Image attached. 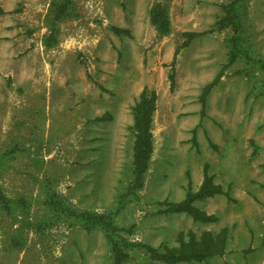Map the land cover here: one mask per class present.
I'll return each instance as SVG.
<instances>
[{"label": "rangeland", "instance_id": "obj_1", "mask_svg": "<svg viewBox=\"0 0 264 264\" xmlns=\"http://www.w3.org/2000/svg\"><path fill=\"white\" fill-rule=\"evenodd\" d=\"M156 1L69 0L55 18L62 0H0V189L8 202H0V264H112L104 230L71 212L110 211L125 192L133 167L132 106L144 86L165 88L167 114L180 115L200 105L202 87L222 69L198 125L200 139L233 172L230 184L249 179L252 186L258 168L264 188V69L254 62H264V0L238 3L250 59L240 53L224 69L232 29L217 28L230 0H159L170 21L166 35L150 21ZM210 28L184 50L179 74L176 60L171 88L170 63L184 32ZM194 50L206 68L193 84L184 65ZM161 146L155 143L137 197L114 216L121 228L132 227L121 231L128 240L158 248L177 245L181 230L208 227L186 213L162 211L160 201L179 200L171 183L183 171L177 153L162 159ZM127 250L125 264H165L140 248ZM248 250L179 264H244ZM253 254L256 260L262 251Z\"/></svg>", "mask_w": 264, "mask_h": 264}, {"label": "trees", "instance_id": "obj_2", "mask_svg": "<svg viewBox=\"0 0 264 264\" xmlns=\"http://www.w3.org/2000/svg\"><path fill=\"white\" fill-rule=\"evenodd\" d=\"M244 0H230L222 8L223 16L218 22V28L230 26L232 35L229 38L228 59L223 69L229 64L235 62L236 57L241 53L245 58H249L246 49L241 43L239 35L240 17L238 13V3ZM69 4V0H62V2L55 9V18L63 15L64 9ZM150 21L155 26L157 32L161 35H166L170 32V21L168 12L163 4L157 0L150 10ZM209 30L202 31H185L184 41L175 49L173 59L171 61V72L169 74L170 87L174 86V66L176 63V56L179 50L187 46L191 40L202 36ZM254 62L258 64L259 68L264 69V62L257 60ZM223 70L220 69L214 79L202 87L199 95V101L202 105V114H204V107L206 97L212 87L219 81ZM157 94L153 88L144 86L139 93L138 99L132 106L133 111V167L132 177L123 194L117 199L116 205L113 209L103 213H95L89 210L72 211L71 214L79 218L85 224H94L102 228L105 232L110 246L111 263L125 264L128 259V248H140L151 259L164 262L165 264H179L182 262L197 261L202 262L215 256H221L225 253L227 240V227L224 226L216 233L205 230L197 235L192 230L187 232L179 231L177 234V245L163 246L158 248L148 243L141 241H130L121 234V231L126 230L131 233L132 227L121 228L114 221V216L125 205L128 199L136 198L138 191L144 185V176L149 167V160L153 152V133H152V116L156 108ZM107 116H100L97 119L103 120ZM216 147L215 145H213ZM188 174V173H187ZM215 194L229 195L221 184L214 182V176L208 173V165L205 164L203 168V179L197 190L191 188L188 183L186 187L185 196L178 201L163 200L159 202L163 212L186 213L191 216L194 221L199 222H213L217 216L212 213L198 208L193 202L198 198L211 197ZM0 202H4L7 206V197L0 189Z\"/></svg>", "mask_w": 264, "mask_h": 264}, {"label": "crops", "instance_id": "obj_3", "mask_svg": "<svg viewBox=\"0 0 264 264\" xmlns=\"http://www.w3.org/2000/svg\"><path fill=\"white\" fill-rule=\"evenodd\" d=\"M197 38L198 37L194 38L187 46L181 48L182 51L176 56L178 63L177 74L182 71L181 65L184 62L182 54L184 50L192 44H195ZM196 52L197 51L194 50L193 53L189 55L190 61L188 64L184 65L186 70V75L184 77L187 80L193 81V84L195 80H201V78L205 77V72L202 71V69L206 68V61H199ZM210 81H207L206 84ZM193 84H191V86ZM201 85L202 84H196V87H200ZM214 86L206 97L204 114H202V105L200 104L198 106H187L182 109L183 114H175L173 116L167 114L170 105L164 104L163 102L164 98L167 99V90L165 88L154 89L157 94V99L156 108L152 116L153 152L149 160V167L157 141L162 144V159L177 153V159L181 161L178 169L183 172L178 180H174V182L176 181L177 188H175L174 182L171 184H173L172 193L177 195V198L174 199L181 200L185 196V186H187L183 175L186 176L187 173L190 175L192 181L191 188L197 190L202 182L203 165L206 163L209 167L208 169H210L208 173L214 176V182L221 184L225 190H228L229 195L215 194L211 197L196 199L193 202L195 206L207 213L215 214L217 219L213 222L206 223L194 221L192 219L194 222L208 227L200 230V232L193 229L191 230L197 235H200V233L205 230L216 233L220 228L226 226L228 229L225 253L231 249H249V254H247V259H244V264H264V188H261L263 185H259L258 183L260 181L259 169H253L258 178L257 183L252 186L249 179L239 182L241 188H238L239 184H230L232 180H230L229 177H232L233 172H230L222 161L219 163L220 159L218 153L214 152V155H211L207 143L200 139L201 135L197 130L202 117L205 115L206 111H208V96ZM226 108H228L227 105ZM193 138L196 140L197 144H200L198 149L193 144ZM227 138L229 139H227L226 143L232 142L231 136ZM219 165L223 169L218 170L217 167H219ZM249 170L248 168L243 174L246 175ZM218 175L224 176L225 179L219 180ZM211 225H217V227L212 229ZM241 237L245 238V242H242ZM256 249H260L262 255L255 260L251 256H254L253 252Z\"/></svg>", "mask_w": 264, "mask_h": 264}]
</instances>
